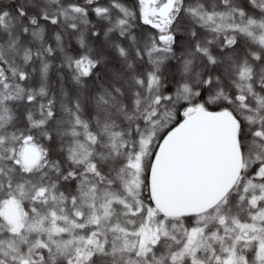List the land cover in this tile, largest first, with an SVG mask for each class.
Returning <instances> with one entry per match:
<instances>
[{
  "label": "snow or ice",
  "instance_id": "1",
  "mask_svg": "<svg viewBox=\"0 0 264 264\" xmlns=\"http://www.w3.org/2000/svg\"><path fill=\"white\" fill-rule=\"evenodd\" d=\"M0 264H264V0H0Z\"/></svg>",
  "mask_w": 264,
  "mask_h": 264
}]
</instances>
